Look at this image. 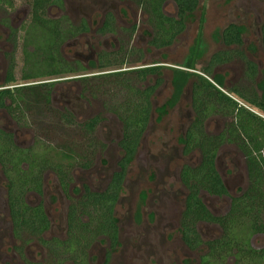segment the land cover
Wrapping results in <instances>:
<instances>
[{"label": "flooded vegetation", "instance_id": "flooded-vegetation-1", "mask_svg": "<svg viewBox=\"0 0 264 264\" xmlns=\"http://www.w3.org/2000/svg\"><path fill=\"white\" fill-rule=\"evenodd\" d=\"M206 1L0 0V144L28 155L0 162V264H264V144L258 228L240 230L256 151L223 101L264 120L245 101L264 94V18L250 36L233 15L208 29ZM28 95L81 158L32 129Z\"/></svg>", "mask_w": 264, "mask_h": 264}, {"label": "trees", "instance_id": "trees-1", "mask_svg": "<svg viewBox=\"0 0 264 264\" xmlns=\"http://www.w3.org/2000/svg\"><path fill=\"white\" fill-rule=\"evenodd\" d=\"M261 30L264 32V23L261 26ZM5 91H2L0 93V95H2ZM32 93V92H31ZM263 97L261 99H259L258 97H256L254 94H252L250 99L245 100L249 105H253L256 109H259L260 111L264 112V94L262 95ZM224 102H226V107H229L231 111H235V118L237 120V126L238 128L244 133L245 137L252 142L251 145L252 147L249 149V153H251V151H256V155L251 154L250 158H249V164H248V169H249V174H250V178H251V186L249 188V190H254L257 189V191H259V187L261 185V179H262V171H261V166H263V161L261 159V156L258 152V148L262 146V144H264V120L259 117L258 115L254 114L253 112L247 110L246 108H243L241 106H237V104L230 100V99H225L223 100ZM1 103V102H0ZM15 104V108L18 107V103L15 101L13 102ZM65 123L63 124L64 127L68 126V124L66 122H68L67 118H64ZM68 131V130H67ZM1 133V132H0ZM3 140V139H2ZM7 140H3V143L0 144V162L2 165H6V164H11V166H13V169H17V161L19 160V158H25L28 157V155L25 154L24 156V152L16 150V148L14 146H8L7 145ZM246 147V146H245ZM77 147H69V146H61L60 148H58V157L61 158V160H65V163L70 165V162H72L74 159L76 158H81L80 157V152L81 149H75ZM242 150L244 149V143H243V148H241ZM245 150V149H244ZM49 151V148H42L41 150V157H45V153H47ZM37 153V152H36ZM248 153V154H249ZM34 153H30V157L34 156ZM39 156V154H37ZM213 155V150L211 149H205L203 151V165H202V169L201 171L204 170L207 171V173H205V175L207 177H209L208 181L209 183L211 181H214L217 179L212 165H211V158ZM12 159H16L14 162L10 161ZM262 164V165H261ZM264 167V166H263ZM203 173V172H202ZM212 184V182H211ZM212 188L213 185L211 186ZM215 189V188H214ZM18 191V190H17ZM256 191V192H257ZM254 197V195L251 194V196H249V198ZM247 198V197H246ZM259 199L260 201L258 203H256V205H253L248 203L247 206L245 207V203L244 204H235L232 206V210H231V217L233 218V224L234 222H237V226L240 227L241 230V221L244 220V215H245V227L246 229L249 226L248 230H254L258 228V215L259 212L261 210V194L259 191ZM253 200V198H252ZM241 223V224H240ZM236 225V224H235ZM248 225V226H247ZM237 237V235L235 234L234 239ZM229 239L225 240V243H229Z\"/></svg>", "mask_w": 264, "mask_h": 264}, {"label": "rangeland", "instance_id": "rangeland-1", "mask_svg": "<svg viewBox=\"0 0 264 264\" xmlns=\"http://www.w3.org/2000/svg\"><path fill=\"white\" fill-rule=\"evenodd\" d=\"M20 1L21 0H15V3H18ZM238 1H240L239 4ZM216 2H217L216 0H207L202 5V13L206 15L208 29H212L214 26L220 24V20H223L224 15H233V17L238 18V20L240 19V17L244 18L245 36H250L251 35L250 32L258 28L259 23L264 18V0H245V10H243L242 8L241 0H226L224 4H219V2L218 3ZM249 2H252L253 4L252 7L250 6ZM251 8H254L255 10H252ZM26 40H27L25 43L26 49H29L30 47L36 48L37 43H39L38 47H41L42 50L45 49V47H47V45H45L44 43L41 44L45 39H41L40 40L41 43L38 37L36 38L28 37ZM25 52L28 51L26 50ZM34 53H37V48L35 49ZM20 64L21 63H19L18 66H20ZM43 70L44 69H40V70L37 69V71H41V72H44ZM18 73L19 72L14 73V76L18 77L19 75ZM28 96L29 97L26 103H22V106L24 108L25 115L27 116V120L30 123L29 125L32 127V129H35L37 133L41 134L42 136H45L46 138L49 137L50 142L54 144V146H58V144L61 146H65V145L69 146L71 142L77 141L76 135L73 134L72 131H67L66 128L65 130L61 129L60 124H58V118L56 116L51 115L52 116L51 117L48 115V109L47 111H43L44 109H41L43 102H39V101L36 102L34 99H32L33 98L32 95H28ZM50 107H51L50 113L55 114L54 108L52 106ZM58 129L59 131H56ZM159 137L160 140L158 141H170L169 139L170 136L168 135L165 136L159 135ZM75 149H81V145L77 146V148ZM153 150L154 152H157V149H153ZM159 151L162 153H166V151H168V153L171 152V150H159ZM224 153L225 152H220L221 158L228 157V155L223 156ZM184 158L188 159V156H185ZM195 158H197V153L192 152L190 155L191 161H195Z\"/></svg>", "mask_w": 264, "mask_h": 264}]
</instances>
